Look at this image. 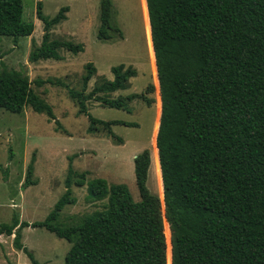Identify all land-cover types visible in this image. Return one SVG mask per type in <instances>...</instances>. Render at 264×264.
<instances>
[{
    "label": "trees",
    "instance_id": "1",
    "mask_svg": "<svg viewBox=\"0 0 264 264\" xmlns=\"http://www.w3.org/2000/svg\"><path fill=\"white\" fill-rule=\"evenodd\" d=\"M144 3L153 63L155 53L158 64L159 198L166 193L174 211L179 207L196 232L188 236L186 222L177 214H162L158 196L146 185L153 156L143 150L133 159L139 201L125 184H108L101 178L87 181V172H74L69 158L66 191L46 219L29 224L14 216L10 225L0 226V235H14V249L32 264L39 263L21 243L25 227L44 228L67 241L64 264H169L171 241L176 264H264V0ZM112 7L111 0H100V41L122 36L111 22ZM36 8L43 34L40 45L32 44L29 62L62 61L60 50L83 52L82 44L50 40L51 31L66 20L67 7L51 18L43 14L40 2ZM22 15V0H0V37L12 38L14 45L30 37L35 26L24 22ZM96 72L92 63L85 64L79 91L59 80L54 83L67 89L78 115L88 118L87 133L102 126L121 145L111 127L129 125L92 117L86 103L94 100L103 107L126 110L138 99L150 107L153 100L146 94L153 86L140 94L111 98L129 89L130 79L137 75L131 66L120 64L111 68L112 80L103 78L87 93ZM31 83L23 73L3 69L0 109L21 114L30 108L54 121L56 132L64 130ZM34 163L32 157L22 188L37 184L32 180ZM160 166L165 169L162 174ZM3 175L6 180L5 170ZM72 185L86 186L88 203L104 204L82 216L78 225L61 228L55 225L61 211L76 204Z\"/></svg>",
    "mask_w": 264,
    "mask_h": 264
},
{
    "label": "rangeland",
    "instance_id": "2",
    "mask_svg": "<svg viewBox=\"0 0 264 264\" xmlns=\"http://www.w3.org/2000/svg\"><path fill=\"white\" fill-rule=\"evenodd\" d=\"M111 1V22L121 31L122 36L116 35L110 41L97 39L100 0H22V19L35 26L32 35L19 39L16 45L12 38L0 37V72L7 69L26 75L32 82V89L52 107L55 118L64 129L56 132L54 121L48 120L44 114L34 113L30 108H25L21 114L0 109V226L10 225L14 216L19 223L43 222L66 191L69 158H72L74 172H87V181L101 178L108 184H125L133 200L139 201L133 159L143 150H148L153 156V164L150 162L146 185L158 198L162 195L155 147L159 113L156 82L158 64L154 53V69L149 50L150 38L147 39L146 33L148 25H145V3L144 0L143 3L142 0ZM38 2L41 3L43 14L50 18L60 8H68L66 20L51 31L50 40L82 44L83 52L74 55L60 50L62 61L29 62L32 44L38 46L42 41V23L36 18ZM87 63H92L97 70L88 82L87 93L103 78L112 80L111 68L120 64L131 66L137 75L130 79L129 89L111 94V98L140 94L146 91L149 84L153 86V91L146 94L147 98L153 100L150 107L138 99L131 102L126 110L103 107L94 100L86 103L92 117L129 125L111 127L113 134L122 139L121 145L109 137L102 126H97L93 134L87 133L88 118L78 115V109L69 98L67 89L54 83L59 80L69 89L79 91ZM36 81L43 83L37 86ZM32 157L35 158L32 180L37 184L22 188L26 168ZM3 170L7 172L6 180ZM164 172L165 169L160 166V174ZM71 191L76 204L65 206L61 211L55 222L61 228L78 225L82 216L101 209L104 204L88 203L86 186L72 185ZM159 200L163 215L166 212L177 214L186 222L190 231L188 236L196 232L195 225L187 224V218L179 207L174 211L166 193ZM21 235V243L39 264H64V257L70 248L67 241L57 238L44 228L25 227ZM13 237L0 235V264H32L26 254L14 249ZM174 247L175 242L171 241L169 264L177 263Z\"/></svg>",
    "mask_w": 264,
    "mask_h": 264
},
{
    "label": "bare ground",
    "instance_id": "3",
    "mask_svg": "<svg viewBox=\"0 0 264 264\" xmlns=\"http://www.w3.org/2000/svg\"><path fill=\"white\" fill-rule=\"evenodd\" d=\"M145 17H146V13H145ZM145 25L147 26V18H145ZM148 27V26H147ZM146 33H147V39L149 38V35H148V29L146 30ZM149 44H150V40H149ZM150 50V48H149ZM151 60H152V63H153V57H152V50H151ZM153 67H154V63H153ZM158 118H159V113H158ZM156 135V134H155Z\"/></svg>",
    "mask_w": 264,
    "mask_h": 264
},
{
    "label": "crops",
    "instance_id": "4",
    "mask_svg": "<svg viewBox=\"0 0 264 264\" xmlns=\"http://www.w3.org/2000/svg\"><path fill=\"white\" fill-rule=\"evenodd\" d=\"M142 3H143V0H142ZM143 9H144V6H143ZM144 14H145V10H144ZM150 50H151V46H150ZM158 107H159V104H158ZM156 125H157V121H156Z\"/></svg>",
    "mask_w": 264,
    "mask_h": 264
}]
</instances>
